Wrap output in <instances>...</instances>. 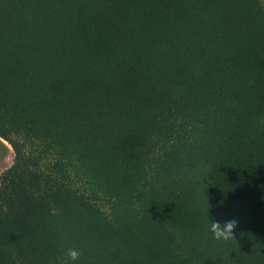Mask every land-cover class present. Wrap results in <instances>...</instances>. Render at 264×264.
<instances>
[{
	"label": "trees",
	"instance_id": "obj_1",
	"mask_svg": "<svg viewBox=\"0 0 264 264\" xmlns=\"http://www.w3.org/2000/svg\"><path fill=\"white\" fill-rule=\"evenodd\" d=\"M0 138V264H264V0H0Z\"/></svg>",
	"mask_w": 264,
	"mask_h": 264
},
{
	"label": "clouds",
	"instance_id": "obj_2",
	"mask_svg": "<svg viewBox=\"0 0 264 264\" xmlns=\"http://www.w3.org/2000/svg\"><path fill=\"white\" fill-rule=\"evenodd\" d=\"M238 225V221L236 220H228L223 225H221L220 222L217 221H211L210 222V232L213 235V238L216 240H228L233 236V230ZM82 255V252L80 249L71 247L66 250V257L67 259L64 261V264H68L69 261L75 262L79 261L80 256Z\"/></svg>",
	"mask_w": 264,
	"mask_h": 264
},
{
	"label": "rangeland",
	"instance_id": "obj_3",
	"mask_svg": "<svg viewBox=\"0 0 264 264\" xmlns=\"http://www.w3.org/2000/svg\"><path fill=\"white\" fill-rule=\"evenodd\" d=\"M15 153L13 148L0 138V176L13 165Z\"/></svg>",
	"mask_w": 264,
	"mask_h": 264
}]
</instances>
